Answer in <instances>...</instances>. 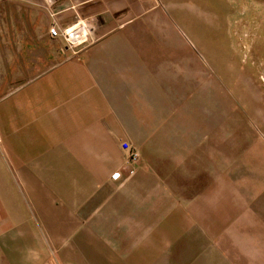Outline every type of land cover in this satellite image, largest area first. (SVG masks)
I'll return each mask as SVG.
<instances>
[{"label": "crops", "instance_id": "0c3cea01", "mask_svg": "<svg viewBox=\"0 0 264 264\" xmlns=\"http://www.w3.org/2000/svg\"><path fill=\"white\" fill-rule=\"evenodd\" d=\"M166 7L0 0V264H264V188L157 159L191 67Z\"/></svg>", "mask_w": 264, "mask_h": 264}, {"label": "rangeland", "instance_id": "374dc122", "mask_svg": "<svg viewBox=\"0 0 264 264\" xmlns=\"http://www.w3.org/2000/svg\"><path fill=\"white\" fill-rule=\"evenodd\" d=\"M166 4L174 34L182 37L175 57L189 47L191 67L190 76L182 78V107L175 103L169 111L175 124L184 117L183 123L155 142L162 153L158 161L181 165L189 158L197 165L204 157L199 148H217L218 157L205 158L221 164L222 178L227 174L247 185L252 177L254 188H264V0Z\"/></svg>", "mask_w": 264, "mask_h": 264}, {"label": "built area", "instance_id": "2783aa9c", "mask_svg": "<svg viewBox=\"0 0 264 264\" xmlns=\"http://www.w3.org/2000/svg\"><path fill=\"white\" fill-rule=\"evenodd\" d=\"M50 34L52 36L62 35L65 40L71 44H74L76 42V38L79 37L77 29L65 28L60 32L55 26L50 28ZM122 147L128 151V156L132 161H137L139 159L138 153L132 149L127 142H123Z\"/></svg>", "mask_w": 264, "mask_h": 264}]
</instances>
